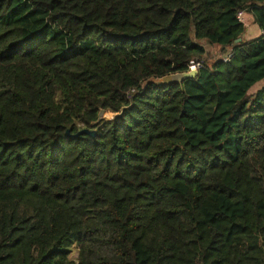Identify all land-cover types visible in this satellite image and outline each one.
<instances>
[{"label": "trees", "instance_id": "trees-1", "mask_svg": "<svg viewBox=\"0 0 264 264\" xmlns=\"http://www.w3.org/2000/svg\"><path fill=\"white\" fill-rule=\"evenodd\" d=\"M260 84L264 0H0V264H264Z\"/></svg>", "mask_w": 264, "mask_h": 264}, {"label": "water", "instance_id": "water-1", "mask_svg": "<svg viewBox=\"0 0 264 264\" xmlns=\"http://www.w3.org/2000/svg\"><path fill=\"white\" fill-rule=\"evenodd\" d=\"M240 40L241 39H239V41ZM198 74H199V71L193 69V70H190V71H184V72H178V73L170 74V75L164 76L162 78H157V79H153V80H156L155 82L158 85H166V84H172V83H176V82L182 83L186 79L196 78ZM107 112L108 111L103 110V109L100 110L99 115H98V119L95 120L94 122H92V126H96L99 123H101V121H103L104 118L106 117ZM67 134L70 135V129H68ZM82 134H88V135H91V136L94 137L97 134V130L96 129L85 128V129H82L81 131H79L74 136L78 137V136H80Z\"/></svg>", "mask_w": 264, "mask_h": 264}, {"label": "rangeland", "instance_id": "rangeland-1", "mask_svg": "<svg viewBox=\"0 0 264 264\" xmlns=\"http://www.w3.org/2000/svg\"><path fill=\"white\" fill-rule=\"evenodd\" d=\"M248 21H246V26H248ZM250 25L252 26L253 24L250 22ZM249 25V26H250ZM250 35H253V30L252 29H250ZM204 44H205V46H206V48L208 49V52H209V56L207 57L208 59H207V61H206V64L209 66V67H211L212 66V64L219 58V56H218V54H217V52H218V50L215 48V47H211V45H209V44H207V43H205L204 42ZM153 80V79H152ZM153 81H156V80H153ZM264 84H260L259 86H256V88H254L253 89V91L252 92H255L258 88H260V87H262ZM112 117V113H110L109 112V115H107L104 119H109V118H111ZM77 254H78V252H77V250H76V248H74V250H73V253H72V258L74 259V258H76L77 257Z\"/></svg>", "mask_w": 264, "mask_h": 264}, {"label": "built area", "instance_id": "built-area-1", "mask_svg": "<svg viewBox=\"0 0 264 264\" xmlns=\"http://www.w3.org/2000/svg\"><path fill=\"white\" fill-rule=\"evenodd\" d=\"M238 18L241 22H243L244 24H246V17H245V12L244 11H240L238 13ZM231 52L227 53L224 55V60L225 61H228L231 57ZM204 68V62L202 60H192L189 65H188V70L187 71H190V70H198L200 71L201 69Z\"/></svg>", "mask_w": 264, "mask_h": 264}, {"label": "crops", "instance_id": "crops-1", "mask_svg": "<svg viewBox=\"0 0 264 264\" xmlns=\"http://www.w3.org/2000/svg\"><path fill=\"white\" fill-rule=\"evenodd\" d=\"M246 21H247V18H246ZM249 25H250V23H248V26H247L248 31H250V29H252L253 32H257L258 31V30L256 31V27H254L253 25L252 26L251 25L249 26ZM257 33H259V31ZM257 33H254V34L256 35ZM249 36L251 37L252 35L249 34Z\"/></svg>", "mask_w": 264, "mask_h": 264}]
</instances>
